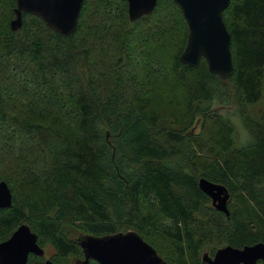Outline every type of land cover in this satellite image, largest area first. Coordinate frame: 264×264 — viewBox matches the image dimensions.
<instances>
[{
    "label": "trees",
    "instance_id": "obj_1",
    "mask_svg": "<svg viewBox=\"0 0 264 264\" xmlns=\"http://www.w3.org/2000/svg\"><path fill=\"white\" fill-rule=\"evenodd\" d=\"M14 5L0 0V182L11 196L0 209V242L25 225L39 248L53 249V264L83 259L65 227L95 238L133 232L166 264H205L210 245L211 256L220 246L264 244V122L245 118L248 136L237 146L211 109L233 100L241 112L260 99L264 0H229L221 13L232 62L226 84L202 59L197 68L179 62L186 26L172 0L133 22L125 0H83L66 37L25 12L11 31ZM10 71L44 97L6 95ZM195 120L204 145L164 126ZM199 179L236 199L227 217ZM25 264L43 260L29 254Z\"/></svg>",
    "mask_w": 264,
    "mask_h": 264
},
{
    "label": "water",
    "instance_id": "obj_2",
    "mask_svg": "<svg viewBox=\"0 0 264 264\" xmlns=\"http://www.w3.org/2000/svg\"><path fill=\"white\" fill-rule=\"evenodd\" d=\"M83 0H14V18L9 28L21 27L22 12L44 23L51 31L66 37L77 27V18ZM157 0H125L129 22L149 16ZM180 10L186 26L185 44L178 56L182 65L197 68L202 59L209 74L221 84L230 81L232 72L229 50L230 36L222 21L221 13L229 0H172ZM198 187L210 199L211 206L226 217L228 194L221 186L198 180ZM11 196L4 182H0V209L10 206ZM82 260L74 264H166L155 251L133 232L117 233L103 237L79 236L76 239ZM29 254L41 257L43 250L36 244V237L27 226H18L11 235L0 242V264H25ZM205 264H264V244L256 243L241 249L224 246L214 251L212 257L202 254ZM43 264H53L45 260Z\"/></svg>",
    "mask_w": 264,
    "mask_h": 264
},
{
    "label": "rangeland",
    "instance_id": "obj_3",
    "mask_svg": "<svg viewBox=\"0 0 264 264\" xmlns=\"http://www.w3.org/2000/svg\"><path fill=\"white\" fill-rule=\"evenodd\" d=\"M115 11L116 10H112L111 12L112 17L113 16L115 17ZM9 76H10V80L7 82L4 91L6 95H9L11 97L17 96L19 97V99H23L21 95L22 96L24 95L25 97L32 99V101H34L35 98L39 99L38 95L44 97V92L41 91V89L38 88L35 84L30 83L29 78H27L26 76L14 71H10ZM211 107H212L211 108L212 111H214L217 115H219V117H221L223 120L227 121L231 125L234 136L233 138L235 142L234 144H236L237 146L241 145L248 136L243 124L244 119L247 118L251 121L264 122V67H263V76H262L261 96L258 102H256L253 105L246 106L245 108L242 109L241 112L238 110L233 100L230 101V103L226 106H219L217 104H214ZM164 126L169 129L183 128L185 129L184 132L185 134L189 133L190 137L195 138V142L199 144L202 143L203 145L205 143L203 141L204 139L201 133L200 125L198 126V120H195L193 123H190V125L189 124L184 125V127L181 125L179 126L175 123H165ZM15 143L16 145H21V143L18 140H16ZM191 150H193L192 147ZM186 162L187 161H179V163H181L182 165H186L187 164ZM192 173H194L193 170ZM235 200H236L235 198L229 197V199L226 202L227 207L229 204L230 206L235 205L236 203ZM235 210L237 209H234L233 211ZM210 217H212V219H215V215H210L207 217V219H209ZM200 218L204 220L206 218V215L204 218V214L201 213ZM212 219L209 220L212 222ZM65 233L68 237L74 238V240H76L79 237L76 232L71 230L70 227H65ZM221 247L222 246L217 247V249ZM211 248H213L212 245L208 246V248L202 249L201 253H207V255L210 256L209 253L211 252L210 251ZM53 255H54V251L49 246H45L43 248V254H42L43 261L50 260V258L53 257ZM74 262L75 260L72 257H68L64 263L62 262V264H74Z\"/></svg>",
    "mask_w": 264,
    "mask_h": 264
},
{
    "label": "flooded vegetation",
    "instance_id": "obj_4",
    "mask_svg": "<svg viewBox=\"0 0 264 264\" xmlns=\"http://www.w3.org/2000/svg\"><path fill=\"white\" fill-rule=\"evenodd\" d=\"M15 6V5H14ZM14 18V16L11 18V20ZM22 20V19H21ZM42 257V256H41ZM212 257V256H211ZM43 263H44V261H43Z\"/></svg>",
    "mask_w": 264,
    "mask_h": 264
}]
</instances>
